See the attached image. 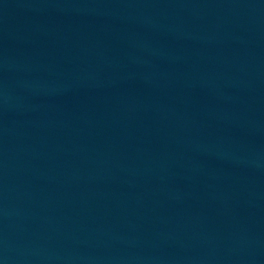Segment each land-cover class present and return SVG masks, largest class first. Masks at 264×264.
<instances>
[{"label": "water", "instance_id": "95a60500", "mask_svg": "<svg viewBox=\"0 0 264 264\" xmlns=\"http://www.w3.org/2000/svg\"><path fill=\"white\" fill-rule=\"evenodd\" d=\"M0 264H264V0H0Z\"/></svg>", "mask_w": 264, "mask_h": 264}]
</instances>
